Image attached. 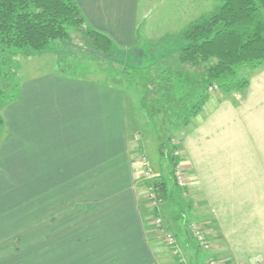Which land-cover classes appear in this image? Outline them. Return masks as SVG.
<instances>
[{"label":"crops","instance_id":"0c3cea01","mask_svg":"<svg viewBox=\"0 0 264 264\" xmlns=\"http://www.w3.org/2000/svg\"><path fill=\"white\" fill-rule=\"evenodd\" d=\"M75 1L87 25L118 47L135 48L142 38L141 0ZM238 93L208 98L207 112L202 106L176 139L195 201L182 224L164 201L158 213L179 233L169 253L182 252L188 264H206L209 256L224 264L264 262V65ZM127 94L110 82L52 71L26 80L6 105L0 264H165L136 166L147 146L136 141L137 156L131 151ZM155 151L146 156L149 167L165 178V154ZM199 215L207 250L188 232L186 218Z\"/></svg>","mask_w":264,"mask_h":264},{"label":"trees","instance_id":"16d2710c","mask_svg":"<svg viewBox=\"0 0 264 264\" xmlns=\"http://www.w3.org/2000/svg\"><path fill=\"white\" fill-rule=\"evenodd\" d=\"M82 30L89 44L84 55L95 61V67L99 66L97 61L101 58L111 61L115 55L121 54V49L109 36L87 25L75 0H0V64L9 59V62L14 61L18 54L56 53L63 46L72 45L73 33ZM181 37L185 41L183 45L174 53L163 54L162 57L170 61L169 65L165 63L166 67L150 68L116 62L123 68L124 79L136 83L138 88L142 83L144 92L154 84V92L165 95L162 97L165 113L173 118L180 116L179 123L184 126L209 98V86L216 85L223 95L242 92L248 85L247 75L245 71L237 75L236 69L245 68L249 74L264 65V0H221L212 14L184 29ZM98 69L104 72V69ZM179 69L187 73L196 71L194 81L185 83L175 73ZM178 85L182 88L179 93L176 91ZM18 89L17 84L14 92L5 93L0 86V106L14 100ZM187 91L194 98L191 103L185 100L181 104L174 103L177 94L184 96ZM2 126L0 115V129ZM171 126L158 135L162 138L158 141V149L167 156L170 164L168 175L164 178L158 173L152 175V179L144 180V186L152 184L161 202L166 203L175 196L180 197L179 190H176L179 186L174 177V167L181 161V156L175 153L178 146L170 143L173 136ZM139 144L142 148L141 141ZM180 203L174 211L175 220L187 217L192 208L191 201L181 199ZM150 212V217L157 214L155 210ZM173 233L175 236L178 234Z\"/></svg>","mask_w":264,"mask_h":264},{"label":"rangeland","instance_id":"374dc122","mask_svg":"<svg viewBox=\"0 0 264 264\" xmlns=\"http://www.w3.org/2000/svg\"><path fill=\"white\" fill-rule=\"evenodd\" d=\"M220 1L221 0H141L139 4L141 7L138 10V17L139 20H143V33L141 34L142 38L136 39L134 44L135 48L132 47L125 50L119 47L121 49L120 51L122 52L121 54L115 55V57L112 58L114 60L109 61L101 58L99 61H97L100 67H95V61H90L88 57L84 55L85 51L89 49L85 31L82 30V32H74L73 44L70 46H63L60 50H58V52H54V54L50 52L31 54L28 56L18 54L14 57V61L9 62V59L3 64H0V86L4 89L5 93H12L16 90L18 84L19 94L26 80L49 74L52 71H58L63 74L76 77L88 76L98 80L110 82L117 86H122L128 93L127 97L129 102L128 107L131 133L133 134L134 138L131 151L136 157L138 154V146L136 141H141V143L146 144L148 155L145 150L146 147L142 148L140 153H144L147 157L149 156L152 159L154 156H156L155 147H158V141H162V138H160L158 135H162L161 133H163V129L165 131L167 126L169 127L172 125L170 127V131L173 134L177 133V137L172 136L170 143L177 145L176 139L180 138L182 133L189 131L187 129L189 125H181L179 123L180 116L173 118L170 114L165 113V105L163 104L162 98L165 95L163 96L160 93L154 92V84L144 92V85L142 83L141 86H139L140 88H138L136 83H132L124 79V75H122L123 68L116 61H122L127 65L129 64L133 66H154L158 68L166 67V64L169 65L170 61L163 58V54L172 52L174 53V51H176L179 46L183 45L185 41L181 37V32L185 28L191 26L193 23L195 24L205 20L207 16L213 13L215 7ZM166 32L168 33L166 34ZM79 65L85 67L86 71L85 68L82 69ZM87 67L91 69L88 71ZM98 68L104 69V72H101ZM244 71L247 75L245 77H247L249 80L251 71L249 74H247L245 68L238 67L236 69L237 75L244 74ZM195 72L196 71L188 72V76L187 72L179 69L178 72L175 73L177 76L180 75L186 83L188 80L194 81L193 75L196 74ZM180 89L182 88L178 85L176 89L177 93H179ZM142 94L144 96H142ZM239 94L240 93L237 92L238 97ZM178 95L179 94H177V100L174 103L181 104V102L184 100L186 103H191L194 99L191 93L188 94V91L184 96ZM218 96L222 97L223 94H220L219 91L210 93L209 98H211L212 102H214ZM230 96L232 95L230 94ZM140 97L142 104L140 103ZM7 104L0 106V115L3 119V114ZM203 109L204 112H207L206 105L203 106ZM0 132L1 140L8 132L5 125V120H3V126L1 127ZM167 134L168 133L166 131L165 135ZM184 160L185 159L181 158L182 165L185 164ZM160 162L161 170L165 175H168L170 164L167 156L165 155L162 157ZM182 169L183 172H185L184 175H189L188 171L185 169V166H183ZM154 170H157L155 164L151 165L152 175H154ZM138 179L145 180L143 177H141L139 172ZM150 179H152V176L149 178V180ZM192 187L193 185L190 184V180L186 177V185L183 188L179 187L176 189L179 190L178 192L180 193V197H177V199L175 196L173 197L172 201L167 203L169 207L168 213H175L174 211H177L176 209H178V205L182 204L180 203L181 199L183 201H191V205H194L193 201L195 200H193V198L195 197L191 198L190 196V190ZM145 190L146 188L144 191H142V193H145ZM196 209L197 211H201V207H197ZM199 217L194 218L200 219L202 221L205 220L204 218ZM194 218H186V221L189 222ZM171 220L173 222L172 218ZM183 220L184 219L181 218L179 220V224H182ZM151 221L150 227L153 229L154 227L152 226ZM169 228L171 231H174L172 230V227ZM151 237L157 240L156 244L159 246V249L163 252L166 258L164 260L165 264H188L184 258V255H182V252H177L176 254L169 253L168 250L171 249L166 245L161 234L158 232H152Z\"/></svg>","mask_w":264,"mask_h":264},{"label":"built area","instance_id":"2783aa9c","mask_svg":"<svg viewBox=\"0 0 264 264\" xmlns=\"http://www.w3.org/2000/svg\"><path fill=\"white\" fill-rule=\"evenodd\" d=\"M208 90L210 93L218 92V89L216 85H211L208 87ZM235 98H237V92H233L231 94ZM176 154H179V151L177 150L175 152ZM137 162V169L139 171V174L143 179H149L151 174V169L148 164V158L145 154H139L136 158ZM183 165L181 164V161L174 167V177L176 180V183L179 187H184L186 185V177L187 175H184L185 172H183ZM145 199L147 202L148 207L151 209V211L155 210L157 214L153 216L152 225L156 232L161 234L163 236V239L166 243V245L171 249L172 252H175L177 250V239L173 231L166 227L163 223L162 216L158 213V208L161 203V199L159 198L158 192L155 190V187L152 184H149L145 187ZM206 221H202L200 219H192L189 221L187 227L188 230L193 237V239L196 241L198 246L202 248L203 250H207L211 247V242L208 237V230L206 228ZM206 264H224L221 259H218L216 257L210 256L206 259ZM264 264V262L262 263Z\"/></svg>","mask_w":264,"mask_h":264}]
</instances>
